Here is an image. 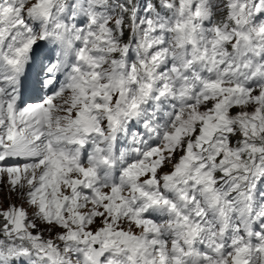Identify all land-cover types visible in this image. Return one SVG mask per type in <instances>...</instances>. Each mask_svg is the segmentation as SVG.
I'll return each instance as SVG.
<instances>
[{"label": "snow or ice", "instance_id": "obj_1", "mask_svg": "<svg viewBox=\"0 0 264 264\" xmlns=\"http://www.w3.org/2000/svg\"><path fill=\"white\" fill-rule=\"evenodd\" d=\"M0 237V264H264V0H0Z\"/></svg>", "mask_w": 264, "mask_h": 264}]
</instances>
